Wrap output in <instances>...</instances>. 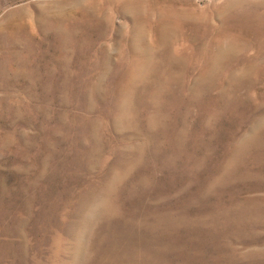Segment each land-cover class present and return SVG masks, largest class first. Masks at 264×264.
Wrapping results in <instances>:
<instances>
[{"label": "rangeland", "instance_id": "374dc122", "mask_svg": "<svg viewBox=\"0 0 264 264\" xmlns=\"http://www.w3.org/2000/svg\"><path fill=\"white\" fill-rule=\"evenodd\" d=\"M0 264H264V0H0Z\"/></svg>", "mask_w": 264, "mask_h": 264}]
</instances>
